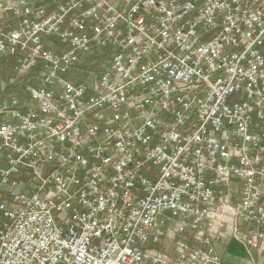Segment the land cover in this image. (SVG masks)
Here are the masks:
<instances>
[{
    "label": "built area",
    "instance_id": "obj_1",
    "mask_svg": "<svg viewBox=\"0 0 264 264\" xmlns=\"http://www.w3.org/2000/svg\"><path fill=\"white\" fill-rule=\"evenodd\" d=\"M264 245V0H0V264H227Z\"/></svg>",
    "mask_w": 264,
    "mask_h": 264
},
{
    "label": "crops",
    "instance_id": "obj_2",
    "mask_svg": "<svg viewBox=\"0 0 264 264\" xmlns=\"http://www.w3.org/2000/svg\"><path fill=\"white\" fill-rule=\"evenodd\" d=\"M218 252L227 264H264V245L258 252L236 241L224 238L218 246Z\"/></svg>",
    "mask_w": 264,
    "mask_h": 264
},
{
    "label": "rangeland",
    "instance_id": "obj_3",
    "mask_svg": "<svg viewBox=\"0 0 264 264\" xmlns=\"http://www.w3.org/2000/svg\"><path fill=\"white\" fill-rule=\"evenodd\" d=\"M229 239V238H228ZM230 240V239H229ZM233 241V240H232ZM224 259V258H223Z\"/></svg>",
    "mask_w": 264,
    "mask_h": 264
}]
</instances>
